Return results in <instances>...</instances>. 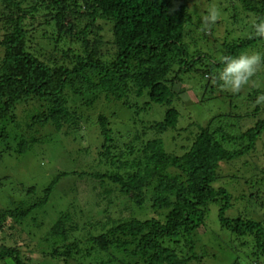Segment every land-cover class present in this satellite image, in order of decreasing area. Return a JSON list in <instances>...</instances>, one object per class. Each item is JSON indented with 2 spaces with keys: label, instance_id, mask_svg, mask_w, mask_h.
Returning <instances> with one entry per match:
<instances>
[{
  "label": "trees",
  "instance_id": "1",
  "mask_svg": "<svg viewBox=\"0 0 264 264\" xmlns=\"http://www.w3.org/2000/svg\"><path fill=\"white\" fill-rule=\"evenodd\" d=\"M242 2L252 22L264 19V0ZM0 4V157H21L38 142L37 137L28 140L18 134L16 111L23 103L42 102L41 109L30 115V128L50 125L66 135L86 126L84 107L98 104L102 95L123 102L134 114L153 105L166 107L161 120L135 121L136 134L124 143L110 127V115L96 116L103 137L98 159L106 170L78 176L85 184L93 183L87 193L103 194L112 205V195L119 190L143 213L136 216L132 207H126L130 215L108 220L99 235L89 234L84 243L72 232L79 230L74 221L77 212H61L44 245L31 248L42 253L43 264H206L196 251L197 234L213 203H219L222 228L247 238L240 243L252 246L245 264H264V222L227 216L232 194L225 186L215 185L222 177L221 166L245 155L261 157L264 177V117L243 131L238 126L226 131L227 123L212 120L185 134L178 131L184 109L178 106L181 97L174 89L195 70L208 80L207 92L211 79L224 67V57L257 55L255 83L248 92L251 116L256 118L264 113V101L259 99L264 96V38L255 36L252 28L251 35L224 43L221 58L213 60L211 55L192 54L196 29L190 0H0ZM101 21L109 25L112 41H105ZM104 44L111 49L103 51ZM71 99L84 102L77 107ZM233 119L240 121L241 115ZM8 123L13 124L10 130ZM171 129L185 136L182 154L172 147L166 149L162 135ZM171 137L176 142L175 132ZM11 138L18 141L17 148L7 144ZM225 144L235 146L229 149ZM243 163L247 175L257 174L250 163ZM68 175L54 177L31 201L24 199L19 207L0 209V229H14L16 223L43 208L61 178ZM261 182L259 200L264 208V178ZM20 186L27 190L26 196L36 194L35 186ZM3 251L14 264H41L25 257L17 246Z\"/></svg>",
  "mask_w": 264,
  "mask_h": 264
},
{
  "label": "rangeland",
  "instance_id": "2",
  "mask_svg": "<svg viewBox=\"0 0 264 264\" xmlns=\"http://www.w3.org/2000/svg\"><path fill=\"white\" fill-rule=\"evenodd\" d=\"M242 5V0H190V10L196 29V35L192 39L193 44L191 45L192 54L200 52L204 55H211L213 60H217L221 58L220 48L224 43L240 36L251 35L252 18L246 16ZM211 10H215L217 13L214 22L207 19ZM103 23L101 21V25L105 28L103 32L105 41H112L110 27ZM206 31L209 35L207 37L204 36ZM38 42L42 44V39H38ZM107 49H111L110 44L103 45L102 50L106 51ZM183 78L174 86L177 98L181 97L178 106L184 109L183 120L179 123L178 131H184L187 134L188 129L196 128L199 125L204 126L212 120L216 123H227L226 131L237 126L238 130L243 131L253 126L256 119L264 117V113L257 115L256 118L251 116L253 106L250 108L248 103L251 100L248 92H252L249 86L255 83L254 78H251L238 93H233L223 86L220 74L211 79L207 92L205 87H207L208 80H203L195 70L192 73H187ZM257 85L261 86L259 83ZM213 86L214 88L211 90ZM82 102L84 101L81 99H71L72 105L77 107L82 105ZM173 106L176 107V98ZM41 107L42 102L39 101H30L17 107L16 119L20 124L18 134H25L27 139H30L31 136L37 137L38 142L34 144L30 152L21 157L7 154L3 158L0 157V209L19 207L22 200L31 201L34 197L42 194L44 188L48 187L57 175L62 173L69 175L61 178L51 195L50 202L43 208L34 211L21 224L17 225L16 223L14 229L10 227L8 230L0 229V256H5L0 259V264H14L12 258L6 252L4 253L3 248L10 249L16 246L31 261L45 263L42 253L39 250L34 252L31 248L35 249L37 245H44L43 241L47 232L57 221L59 214L68 209L77 212L74 213V221L78 224L79 230L72 229V232H76L75 237L84 240V243H87L86 237L90 236L89 234L99 235L101 229L103 230L104 223L108 220L116 219L117 216L130 215L127 213L128 211H124L126 207H132L136 216L141 217L140 214L143 213L135 203L125 199L119 190H116L112 195L114 197L112 205L108 204L103 194L100 197H95L93 192L87 193V187H91L93 183L85 184L79 178L78 173L89 174L106 170V167L100 164L98 159V152L101 150L103 140L96 119L98 114L104 112L110 115V127L114 133L119 134L120 141L124 143L132 140V134H136L135 121L142 123L161 120L166 107L153 105L151 107L155 108L150 107L146 111L134 114V110L128 108L123 102L109 101L105 95H102L98 104L84 107L86 111L84 118L89 121L86 126L81 125L77 132L70 133V135L57 132L50 125L39 126L37 124L30 128L28 126L32 122L30 115L35 113V109L38 110ZM246 113H250L249 116ZM238 115H241L240 121L233 119ZM12 125L8 123L9 130ZM2 129L0 126V131ZM174 132L177 137L176 142L171 137ZM162 138L168 151H171L169 148L172 147L178 154L184 152L180 147L182 140L185 141V136L183 138L177 134L176 130L171 129L165 132ZM7 144L17 148L18 141L11 138ZM225 146L232 149L235 144L233 146L225 144ZM237 160L224 163L221 166L222 177L220 176L221 178L215 184L216 186H225L232 194V206L227 211V216L241 215L248 219L264 222V208L261 205L262 201L259 200L261 181L264 178L261 157L245 155ZM243 162L250 163L257 174H253L252 177L247 175ZM22 184L26 185L25 187L35 186L36 194L26 196L27 190L22 189L20 186ZM218 211L219 203L210 205L206 224L200 232L198 231L199 235L197 234V253L204 257L206 264H231L234 261L245 264L251 257L252 246L240 243L247 238L235 237L230 231L222 228L218 220ZM152 213H154L153 210ZM8 223L12 224L11 220ZM90 226L92 230H90ZM172 243L174 244V242Z\"/></svg>",
  "mask_w": 264,
  "mask_h": 264
},
{
  "label": "clouds",
  "instance_id": "3",
  "mask_svg": "<svg viewBox=\"0 0 264 264\" xmlns=\"http://www.w3.org/2000/svg\"><path fill=\"white\" fill-rule=\"evenodd\" d=\"M216 18V11L211 10L207 19L214 22ZM252 28L255 36L264 38V19L258 23L253 21ZM258 62L259 57L257 55H249L248 53L224 57L222 60L224 67L220 72V80L223 81V86L233 93H238L255 75ZM259 99L264 101V96Z\"/></svg>",
  "mask_w": 264,
  "mask_h": 264
}]
</instances>
